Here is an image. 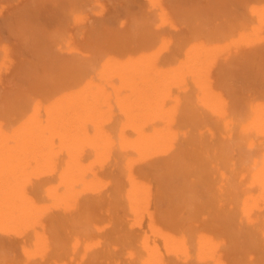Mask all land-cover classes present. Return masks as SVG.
Instances as JSON below:
<instances>
[{"label": "bare ground", "instance_id": "obj_1", "mask_svg": "<svg viewBox=\"0 0 264 264\" xmlns=\"http://www.w3.org/2000/svg\"><path fill=\"white\" fill-rule=\"evenodd\" d=\"M0 264H264V0H0Z\"/></svg>", "mask_w": 264, "mask_h": 264}]
</instances>
